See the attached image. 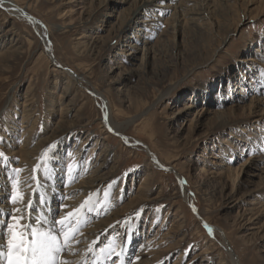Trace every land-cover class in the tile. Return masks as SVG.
Instances as JSON below:
<instances>
[{
  "label": "rangeland",
  "instance_id": "rangeland-1",
  "mask_svg": "<svg viewBox=\"0 0 264 264\" xmlns=\"http://www.w3.org/2000/svg\"><path fill=\"white\" fill-rule=\"evenodd\" d=\"M0 1L27 16L0 6V152L8 157L0 159V206L11 195L13 169L27 168L18 153L27 148L37 160L30 169L42 165L33 172L43 185L35 206L50 194L56 208L64 186L78 185L98 167L109 173L88 194L97 203L91 213L82 212L79 241L85 230L96 231L94 225L119 211L99 247L114 242L120 251L131 244L128 261L153 236L157 250L170 249L162 264H229L207 224L221 232L239 264H264L263 183H243L248 160V166L262 167L254 159H264V124L234 122L250 118L253 99L264 101V0L211 2L205 20L193 24L188 13L199 0H163L135 17L139 0ZM94 94L110 104L115 123L133 122L121 137L104 126L103 102ZM220 94L217 109L226 108L234 125L215 133L213 117L201 119L200 113L214 109ZM219 164L221 175L212 178L208 171ZM178 177L185 181V196ZM145 180L146 200L137 195ZM157 195L160 200L152 201ZM89 242L74 244L75 254L64 257L90 264L99 252L86 258ZM98 264L112 262L99 258Z\"/></svg>",
  "mask_w": 264,
  "mask_h": 264
},
{
  "label": "bare ground",
  "instance_id": "bare-ground-1",
  "mask_svg": "<svg viewBox=\"0 0 264 264\" xmlns=\"http://www.w3.org/2000/svg\"><path fill=\"white\" fill-rule=\"evenodd\" d=\"M204 1L205 0H199L198 2H200V3L198 4V8L197 9L195 8L194 10L192 9V12H190V14L188 13V16H190V19H188L189 21L187 20L188 22H192V24H193V22L194 23H197V22H200L201 23V22H203L205 20V15H207V13H208L207 10L209 11V8H213V6L210 5L211 2H213L214 7L217 5V3L219 4V0H213V1L208 0V1H206V4H205ZM162 3H163L162 0H149V1L139 0L136 9L132 12L131 15H132V17H135L137 15V13L142 12V11H144L146 9H149V8H157ZM13 4L14 3H12V2L0 1V6L6 5L8 8L13 9L18 16L27 18V16L24 14V11L22 9H19V11H17V9H16L17 7L15 8V6ZM200 4H202V5H200ZM181 7H183V6H181ZM181 10L184 11L183 9H181ZM148 18H154V17H148ZM144 19H146V18H144ZM30 21H31L32 25H34V27L39 26V24L35 20H32L31 19ZM149 22H151V21H149ZM142 23H144V22H141L140 24H142ZM149 25H150V23H149ZM139 31L140 30H138V32ZM46 43L47 42L44 43V46L45 47H47L46 46ZM46 55L49 56V54L47 52H46ZM249 60H251V59H249ZM247 62H250V61H247ZM52 63H53V65L55 67H58L59 66L57 64V62H55V61H52ZM238 72H241V70H238ZM240 76H242V74H240ZM255 91L256 90L254 89V93L257 92V91L255 92ZM203 93H205L203 96L207 97L206 96V95H208L207 90H204ZM220 96H221V94L218 96V101H217V104L214 105V109H206V110H203L202 109L204 111V114H202L203 112L200 111L201 112L200 113L201 114L200 115V118L201 119H204V118L205 119H209V115H211L213 117V119H214L213 121H215L214 122L215 123V127H214L215 128L214 129V132L215 133H223V131H225L228 127L233 126L234 125L233 124L234 122L236 124H245V125L246 124H255V125L264 124V101L263 100H259L258 99L256 101H254L255 99H253L252 102L249 103V107H247V108H248V110L251 113H250V118H245V120L247 119L246 121L245 120L244 121L243 120L242 121H237L235 119L236 121H234V122L231 121L230 122V118H231L232 115L230 113H226V111H224L226 108L223 109V110L222 109H217L218 107L221 106V104H220L221 97ZM94 97H97V98L101 99V101L103 102L102 108H104L105 111L103 112V119H102V121H103L104 126L107 127L108 129H109V126L112 127L113 129H115V132H113V131H110V132H112L114 134L119 133L118 135L117 134L116 135L121 137V135H120L121 131H124V129L129 124H131L132 121L130 120V121H127V122H124V123H120V124L119 123H115L112 120V117H111V112L112 111H111V108H110V104L100 94H94ZM195 98H196V96L194 95V93H191L189 95V97H188V102H190V103L192 102L193 103L195 101ZM207 101L209 102L208 99H207ZM250 105H252L253 107H251ZM237 108H239V106ZM251 108L256 109V110L252 112L250 110ZM239 110H242V108L240 107ZM105 112L108 113V118H109V123L108 124H105V122H104V113ZM240 114H241V112H240ZM240 116H243V115H240ZM125 140L126 139H124V142H125ZM127 144H130L128 140H127ZM33 150L35 151V149H33ZM20 151L21 152H18V153H20L23 156V158H24L22 160V163H24V165L27 166V168H23L24 170L22 171V173H21V175L19 177L20 178V181L22 182L21 183V189L24 191V194L27 197V199H29V198L33 199V205H34L35 204L34 198L37 196V194H38L37 192L43 189L42 188L43 186L42 187H38V185H37L38 175L35 174V173H33L32 169H30L32 165H35L37 163V160L36 159L35 160H32V159H34L32 157L34 155L33 154V151H29V150H27V148L24 149V150H20ZM146 153H148V155L150 156V153L149 152H146ZM13 154H15V152L14 153L13 152L11 153V155H13ZM28 157H30V158H28ZM206 159L209 160V157L206 158ZM256 160L259 161V162H261L262 167L259 168V166L257 164H251L250 166H248V164L250 162L248 160L247 165L244 166L245 168H248L249 167V169L247 170V176H248L247 178L248 179L247 180L245 179V181H243V183L244 184H249V183H251V181L253 179H257L258 181H260V182L263 183V187H264V159H263V157L262 158L259 157L258 159H254V161H256ZM152 161L155 163L154 165L156 167L163 168V167L159 166V164L156 162V160H152ZM211 164L214 165L215 163H212L211 162ZM26 166H24V167H26ZM215 166H216V168H213L212 170L210 169L208 171V174L212 178L220 176L221 175L220 173L222 172L221 171V168L222 167H221L220 164L219 165H215ZM245 168H243V169L245 170ZM257 168L259 169L258 172H257ZM167 169H169V168H167ZM170 169L173 170L172 168H170ZM108 175H109V173H107V172L106 173H101L100 167H98L97 169H95L94 171L91 172V174H90L89 177H86V179L82 180L81 183H79L78 185H76L74 187L67 186V188H65L66 186H64V188L62 189V192H63L62 193V198H63L62 199V202L58 206H56V208H55V203L54 202L57 199L54 200V197L55 196H52V195L48 194L47 197H46L47 205L46 204H42V206H35L34 205L33 212H32L33 219H35L37 216H42L44 213H47L49 220L52 218V216H55L56 219H59L60 215H63L65 212L71 211L73 208H78L80 206V204H82L86 200V198L90 197V195H88L89 192H92L94 189L100 188L102 186L103 182H105L106 179L108 178ZM33 176H36L37 177V180L31 179ZM181 181H182L181 178L178 177V184H179L180 190L182 191L183 195L185 196L186 193H187V189H185L184 185L181 184ZM39 183L42 185L41 181H39ZM218 184H219V182H218ZM147 185H150V182L149 181L146 182V180H145V183H143V187L140 186V188H139L141 191L139 190L140 192H138V194L136 193L138 195V197H140V196H141V198L144 197L145 200H146V197L148 198V196H147L148 195L147 194L148 193ZM145 186H146V188H145ZM33 189L36 190V193H37V194L35 193L36 195L33 193ZM256 189L255 188L254 189L253 188L252 189H249V191L247 193L248 194L247 195L248 196V201L250 202V204H252L254 202V199H253L252 195L255 194ZM3 196H4L3 194H0V198H2ZM159 196L157 195L156 197H154L151 200L152 201H159L160 200ZM184 196H183V198H184ZM134 200L135 199H133V201ZM186 201H187V199H186ZM48 203H50L51 205H48ZM52 203H54V204H52ZM61 204H66L68 207L62 209L61 208ZM130 204H129V206H130ZM16 206H19V205H16ZM13 207H15V206L10 203L9 199H7V200L4 199V204H2L0 206V209L3 210L2 213L5 215V214H8L9 212H11V210L13 209ZM83 211L84 210H82V212ZM118 212L119 211L112 212V213L110 212L111 214H108L110 219H107L104 222L99 221L98 224L94 225L95 227H97V226L99 227V228L97 227L98 229L96 228L97 229L96 231L90 229L91 227L88 230H85V232L83 233L84 236L82 234L83 239H81V241H80L81 242V245L79 247L80 248L83 247L87 242L90 241L86 245L87 248H88V245L93 240H96L97 238L101 237V235L104 232L108 231V229H111L113 227V222L115 221V217L118 214ZM57 227H59V226H57ZM211 229H212L211 234H214L215 233V234L218 235V237H220V239L222 241L220 243H221V246H222L223 250L226 251L229 254V258H230V263L229 264H239L238 258L233 254L232 250L227 246L228 243L225 244L224 236L222 234H220L221 232H219L218 230H215L212 227H211ZM171 234H172V232H171ZM79 240H80V237H79ZM147 241L148 240H146L143 243L142 246H140L139 248H137L135 250L136 252L134 253L133 258L131 259V261L133 262V264H162L163 257L170 251V249L167 250L169 247L166 250H162V251L161 250H157V249H160V248H158L159 243H156V238L153 237V236H152L151 240L149 239V241L148 242ZM164 241L167 242L166 240H164ZM3 242H4L3 239H0V243H3ZM157 242H158V238H157ZM127 244H129V242ZM78 245H79V243H78ZM168 246H171V244L168 245ZM124 248L126 249V252H125V259H124V261L122 263L123 264H126V262H128V259H129V253L128 252L130 251L131 244L130 245H126ZM88 256L93 257V255L91 253H88L87 256H86V258ZM90 257H88V258H90ZM136 257H139V259H136ZM63 258L67 259L66 257H63ZM81 261H83V260H81ZM107 263H108V261H107ZM0 264H3V261H0ZM86 264H87V262H86Z\"/></svg>",
  "mask_w": 264,
  "mask_h": 264
},
{
  "label": "snow or ice",
  "instance_id": "snow-or-ice-1",
  "mask_svg": "<svg viewBox=\"0 0 264 264\" xmlns=\"http://www.w3.org/2000/svg\"><path fill=\"white\" fill-rule=\"evenodd\" d=\"M104 122L105 124L109 123L107 112L104 113ZM109 131L115 132V129L109 126ZM116 134L118 135L119 133ZM125 142L127 143V140ZM52 147L51 145L49 146L50 149ZM54 155L55 153L53 152L49 156V160ZM68 155L71 157V154ZM44 156H48V150L42 155V160ZM0 159L7 161L8 157L5 153L0 152ZM41 167L42 165L38 164L33 169V172H36ZM21 171L22 169H13L15 175L12 179V192L9 196V201L15 207L8 213L7 219H0V232H2L0 239L4 241L0 243V261H3V264H71L70 261L63 258L64 254H75L73 245L80 242L77 239L80 232V224L81 222H86V213H91L95 209L97 202H93L91 197H89L78 208H73L71 211L60 215L59 219L52 216L49 220L47 213L33 219V199L25 200L24 192L21 189L22 182L19 178ZM72 171L71 165H68L67 173L71 175ZM31 179L37 180V177L33 176ZM183 183L185 181H181V184ZM37 185L38 187L43 186L38 180ZM33 193H36L35 189H33ZM40 203L47 204V200L41 196ZM67 207L66 204H61L62 209ZM85 209L86 213H82V210ZM193 211H196L194 206ZM2 212L3 210L0 209V214ZM204 226L211 234L212 229L207 224ZM97 250L99 257H97ZM125 252L126 249L123 246H121L120 251H116L114 242L102 248L99 247V238L93 240L87 248V253L97 257V259H93L92 264H98L99 258L111 261L112 264H117L118 261L123 262ZM136 259H139V257H136ZM127 264H133V262L129 260Z\"/></svg>",
  "mask_w": 264,
  "mask_h": 264
}]
</instances>
